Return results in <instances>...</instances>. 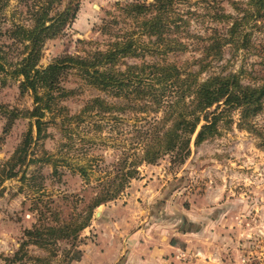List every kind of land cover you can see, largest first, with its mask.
Masks as SVG:
<instances>
[{"label":"rangeland","instance_id":"rangeland-1","mask_svg":"<svg viewBox=\"0 0 264 264\" xmlns=\"http://www.w3.org/2000/svg\"><path fill=\"white\" fill-rule=\"evenodd\" d=\"M128 1L132 0H63L62 6L79 4L77 18L65 34L45 44L41 66L47 67L64 54L86 56L96 48L103 50L116 35L135 28L133 20L121 14L120 6ZM34 2L10 0L6 11L0 12L1 27L8 28L12 19L29 24L27 10ZM220 6L225 13L237 16L229 1H222ZM175 9L189 24L181 23V30L173 36L185 42L188 49L171 53L165 59L197 71L203 57L198 37L206 38L214 29L225 33L229 23L214 21L208 14V2L202 0H177ZM244 27L249 35L248 46H226L222 57L208 66L202 78L238 73L243 84L264 83V21L251 20ZM0 52L5 58V70H0V169L31 129L35 137L28 157L34 161L17 178L0 182V264H7L6 258L20 248L25 231L37 223L40 209L47 206L57 212L59 223L79 218L103 183L116 177L115 164L127 156L129 164L134 160L139 130L149 128L150 119L162 113L116 110L105 118L85 116L83 122L70 123L66 117L79 114L94 97L119 102L70 72L62 80V86L70 93L57 98L52 113L46 112L44 120L49 124L42 138L37 139L35 119L26 115L34 108L32 93L22 94L21 79L13 74L12 64L19 60L22 48L0 36ZM146 60L158 57L147 56ZM63 122L68 128L66 133ZM253 122L259 133L241 124V110L229 109L222 113L216 133L197 145L193 137L191 152L183 162L171 153L156 164L139 165L138 173L119 197L95 210L90 227L82 232L78 243L82 258L71 264L83 261L86 248L95 249L100 232L108 234L129 215L136 219L147 216L146 223L154 218L158 224L166 223L170 228L210 239L200 246L214 254V264H264V109ZM50 157L58 160L57 169L47 161ZM80 166L85 167L88 177L81 175ZM105 214L113 225L105 220ZM46 215L55 218L51 212ZM69 249L68 243L61 242L51 264H63ZM27 250L35 257H50L49 249L29 245ZM193 253L182 261L195 264L193 260L198 255ZM89 256L95 258L96 254Z\"/></svg>","mask_w":264,"mask_h":264},{"label":"trees","instance_id":"trees-1","mask_svg":"<svg viewBox=\"0 0 264 264\" xmlns=\"http://www.w3.org/2000/svg\"><path fill=\"white\" fill-rule=\"evenodd\" d=\"M202 1L208 2V14L214 21L229 25L225 33L214 29L208 37H198L202 41L203 57L198 61L201 66L197 71L165 59L171 53H183L188 49L185 42L173 36L181 30V23L189 24L182 14L176 12L177 0H132L122 4L121 14L132 19L135 28L116 35L103 50L96 48L86 56L64 54L47 67L41 66L45 44L65 34L77 18L79 4L70 2L62 6L63 0H35L27 10L29 24L12 19L10 26L3 29L0 21V36H6L13 45L22 48L19 60L12 64L13 74L21 79V93H32L34 108L26 111V115L35 119L37 139H41L47 130L46 112L52 113L57 98L70 93L62 86V80L70 72L120 102L94 97L86 102L79 114L66 117L70 123L71 120L83 122L85 116L105 118L116 110L162 113V116L150 119L149 128L139 130L140 140L134 160L129 164L127 156L115 164L116 177L103 183L79 218L59 223L57 212L47 206L40 209L37 223L25 231L20 248L6 258L7 264H51V260L58 256L61 242L70 245L63 264L80 261L82 251L78 249V243L82 232L91 225L95 210L119 197L138 173L139 165L156 164L171 153L183 162L191 152L193 137L197 145L216 133L223 112L241 110V124L249 131L259 133L253 119L264 109V83L243 84L238 73L214 74L207 78L202 75L214 60L222 57L226 46L237 49L248 46L249 35L244 26L251 20L264 21V0H245L246 3L227 0L237 11V16L225 13L220 6L224 0ZM9 5L10 0H0V12L4 13ZM192 15L196 13L192 12ZM143 38L149 41H143ZM147 56L158 57V60L147 61ZM127 59L141 62L127 64ZM2 60L5 58L0 55V70L4 71ZM64 122L62 130L66 133L68 128ZM34 139L31 129L13 156L1 167L0 182L17 178L24 167L34 161L28 160ZM47 161L57 169L58 160L50 157ZM78 170L83 177L88 175L84 166ZM47 212L55 218L47 217ZM29 245L49 249L50 257L30 255Z\"/></svg>","mask_w":264,"mask_h":264},{"label":"crops","instance_id":"crops-1","mask_svg":"<svg viewBox=\"0 0 264 264\" xmlns=\"http://www.w3.org/2000/svg\"><path fill=\"white\" fill-rule=\"evenodd\" d=\"M142 217L136 219L135 216H126L124 223L111 229L108 234L100 232L95 249L92 246L86 248L83 261L78 264H186L182 259L190 252L198 255L193 260L195 264L216 263L214 254L200 246V243H209L210 239H203L200 234L176 230L173 226L170 228L166 223L158 224L154 218L146 223L148 217ZM106 221L113 225L111 217ZM105 236L107 240L103 238ZM93 252L95 258L89 256Z\"/></svg>","mask_w":264,"mask_h":264},{"label":"water","instance_id":"water-1","mask_svg":"<svg viewBox=\"0 0 264 264\" xmlns=\"http://www.w3.org/2000/svg\"><path fill=\"white\" fill-rule=\"evenodd\" d=\"M96 215H98V213Z\"/></svg>","mask_w":264,"mask_h":264}]
</instances>
